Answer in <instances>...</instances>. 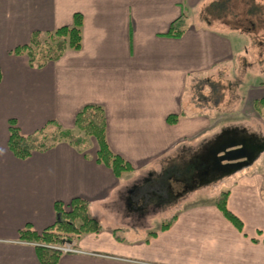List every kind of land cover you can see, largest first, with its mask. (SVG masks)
I'll return each instance as SVG.
<instances>
[{
	"label": "crops",
	"instance_id": "1",
	"mask_svg": "<svg viewBox=\"0 0 264 264\" xmlns=\"http://www.w3.org/2000/svg\"><path fill=\"white\" fill-rule=\"evenodd\" d=\"M214 0H0V264H40L34 246L20 242L25 226L41 232L56 220L54 204L88 203L101 230L74 243L78 253L57 264H264V75L254 76L245 100L256 115L260 146L253 159L232 171L219 193L195 192L167 230L131 228L115 209L127 180L175 157L197 141L210 120L187 113L186 92L196 78L228 71L248 35L202 25ZM82 16L78 50L68 49L41 69L14 55L33 32L47 35ZM182 18L180 37L168 36ZM250 39V38H249ZM221 72V73H220ZM100 106L110 151L133 171L117 178L98 164V146L77 152L67 142L28 159L8 149L9 122L28 135L54 121L74 130L76 114ZM184 112V115H180ZM180 115L176 123L168 117ZM227 192L228 221L215 203ZM117 240L114 230L124 231Z\"/></svg>",
	"mask_w": 264,
	"mask_h": 264
},
{
	"label": "rangeland",
	"instance_id": "2",
	"mask_svg": "<svg viewBox=\"0 0 264 264\" xmlns=\"http://www.w3.org/2000/svg\"><path fill=\"white\" fill-rule=\"evenodd\" d=\"M230 9L233 15L238 14V24L233 21V16H228L226 24L224 20H217L210 22L209 27L233 30L238 26L236 31L247 34L250 39L247 38L246 47L240 49L241 53L243 51L242 57L228 71L212 77L196 78L186 92L184 104L187 113L209 117L208 131L197 141L184 144L175 157L155 164L146 173L128 178L122 200L115 209L121 216H129L124 224L131 231L156 230L191 203L189 200L193 193L217 194L224 189V181L229 174L216 172L210 175L209 183L201 185L185 181L191 180L188 178L190 174L185 171L187 165L194 162L201 166L199 162L207 159L205 147L234 130L245 135L260 134L256 115L245 96L250 86L256 85L254 76H259L261 72L264 75V0H236L230 4ZM250 10L251 14L247 15ZM204 20L200 13L198 21L207 25ZM263 82L264 79L257 83ZM127 203L132 208L129 209ZM127 229L116 230V234L123 236Z\"/></svg>",
	"mask_w": 264,
	"mask_h": 264
},
{
	"label": "trees",
	"instance_id": "3",
	"mask_svg": "<svg viewBox=\"0 0 264 264\" xmlns=\"http://www.w3.org/2000/svg\"><path fill=\"white\" fill-rule=\"evenodd\" d=\"M236 0H214L202 11L204 22L209 26L212 21H223L228 16H233L234 22L240 18L238 14L231 12L230 4ZM247 11V15L251 14ZM232 21V20H230ZM183 19L174 21L169 29L168 36L178 38L183 33ZM82 16L75 14L73 24L70 27H62L54 32L42 35L33 32L29 43L17 47L12 53L14 55H25L29 67L41 69L48 63L58 61L68 49L78 50L81 42ZM238 30L239 27H233ZM2 73L0 70V82ZM180 115H184L182 112ZM180 115L168 117V123H176ZM89 138H93L98 146L96 161L108 167L114 175L119 178L124 174L131 173L133 168L120 157L114 155L106 142V119L104 111L100 106H84L75 116L74 130H65L54 121L47 122L42 128L32 134H22L15 121L9 122V134L7 146L10 152L18 159H28L34 153H44L53 149L61 142H67L77 152L85 151L89 146ZM228 193L222 192L216 200V207L222 215L241 230L240 223L226 209ZM56 220L41 232L34 231L30 226H25L18 232V240L23 243L32 244L40 264H57L63 253L56 249L65 243H75L83 235L96 234L101 230V225L89 213V205L81 199H73L65 208L61 203L54 204ZM175 217L161 226V230H167ZM114 231L117 240L119 237Z\"/></svg>",
	"mask_w": 264,
	"mask_h": 264
},
{
	"label": "flooded vegetation",
	"instance_id": "4",
	"mask_svg": "<svg viewBox=\"0 0 264 264\" xmlns=\"http://www.w3.org/2000/svg\"><path fill=\"white\" fill-rule=\"evenodd\" d=\"M243 143V148L246 150V153L257 151L260 146V138L255 135H245L241 134L239 131L234 130L230 132H226L224 134V138H221L217 141L212 142L209 147L206 148L207 158L205 161H200L201 166H198L194 162H191L187 165V169H185L186 173H189L188 178L186 179L189 184L193 185H201L210 182V175L214 173L223 174L226 169L225 163H219L216 160V157L220 154L218 153L223 148L231 149V148H241ZM214 177V176H213ZM215 178V177H214ZM127 207L132 208L129 203H127Z\"/></svg>",
	"mask_w": 264,
	"mask_h": 264
},
{
	"label": "water",
	"instance_id": "5",
	"mask_svg": "<svg viewBox=\"0 0 264 264\" xmlns=\"http://www.w3.org/2000/svg\"><path fill=\"white\" fill-rule=\"evenodd\" d=\"M259 149V148H258ZM245 149L243 148V143L241 148H231L226 149L223 148L218 153H220L216 160L219 163H225L226 169L223 171V174H230L232 171H235L236 169L246 165L249 163L253 157L256 151L249 152L245 154Z\"/></svg>",
	"mask_w": 264,
	"mask_h": 264
},
{
	"label": "built area",
	"instance_id": "6",
	"mask_svg": "<svg viewBox=\"0 0 264 264\" xmlns=\"http://www.w3.org/2000/svg\"><path fill=\"white\" fill-rule=\"evenodd\" d=\"M56 249L60 250L63 254H72V253H78L76 249H74L73 243H65L64 245L60 247H56Z\"/></svg>",
	"mask_w": 264,
	"mask_h": 264
}]
</instances>
